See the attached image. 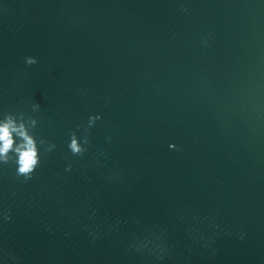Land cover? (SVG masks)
Instances as JSON below:
<instances>
[{
  "label": "water",
  "instance_id": "obj_1",
  "mask_svg": "<svg viewBox=\"0 0 264 264\" xmlns=\"http://www.w3.org/2000/svg\"><path fill=\"white\" fill-rule=\"evenodd\" d=\"M6 121L0 264H264V0H0Z\"/></svg>",
  "mask_w": 264,
  "mask_h": 264
},
{
  "label": "clouds",
  "instance_id": "obj_2",
  "mask_svg": "<svg viewBox=\"0 0 264 264\" xmlns=\"http://www.w3.org/2000/svg\"><path fill=\"white\" fill-rule=\"evenodd\" d=\"M17 132L18 135L23 137L25 143L21 145L17 151L20 153V171L26 172L30 170L31 165L35 163V150L32 140L26 136L23 126L16 128L12 122H0V155H3L12 146L11 133ZM74 146V144H73Z\"/></svg>",
  "mask_w": 264,
  "mask_h": 264
}]
</instances>
